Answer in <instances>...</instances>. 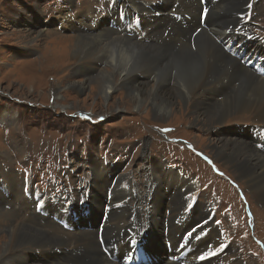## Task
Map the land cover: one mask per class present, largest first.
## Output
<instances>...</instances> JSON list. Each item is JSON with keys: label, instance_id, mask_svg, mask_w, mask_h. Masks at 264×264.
<instances>
[{"label": "rangeland", "instance_id": "rangeland-1", "mask_svg": "<svg viewBox=\"0 0 264 264\" xmlns=\"http://www.w3.org/2000/svg\"><path fill=\"white\" fill-rule=\"evenodd\" d=\"M146 1L153 6L151 15L153 18L150 25H142L141 32L144 33L141 34V32L127 33L125 28L117 29L105 22L107 13L111 11L115 14L119 7H126L134 12L131 0L128 2L125 0H114V2L109 0H0V194L2 196L8 191L5 189H9L16 196L14 203H5V199H9L11 195L0 198L2 201L0 206L5 211L16 215V209L19 207L20 210L17 212L31 216L48 234L62 238L51 228L56 226L62 229L59 225L48 217L40 216L35 209L31 213L24 207L29 202L28 199L21 204L16 203L18 194L14 192V188L20 187L19 193L24 190L25 194L31 192L33 195L44 197L47 194L48 197L57 194L55 197L62 196L76 200L77 191L91 183H94L93 188H99L94 196L104 194L108 189L110 192V188L120 185L124 197L122 200H117L134 208L140 207L143 216L138 219L119 214L110 223L116 225L120 223L118 226L123 228L119 231L130 224L142 230L148 221L149 214L155 211L146 204L151 198L145 196L146 179L140 175L143 172H149V169L144 167L142 159L150 156L156 166L162 165L165 169L162 178L159 177V179L153 175L147 184L150 190L154 189L152 199L156 203L159 204L165 198L160 210L155 211L157 214L154 213L159 215L161 211V215L167 219V221L160 219L161 222L169 223L171 221L168 219L172 215L192 207L188 202L182 209H174L173 212L169 209L173 207L170 203L173 197L171 194L180 190V187L190 188L188 196L192 203L197 204L196 207L201 206L202 209L211 210L212 221L222 238H217L216 249H210L212 254L204 253L200 256V259L206 258L203 264H264V205L256 203L250 193L245 190L243 182L233 172V168L227 164L223 165L220 161L216 162V158H213L210 151L211 143H216L217 140L229 135L231 127L249 126L248 134L251 135L253 131L251 129L264 125V121L252 118V114L235 113L226 117L221 123L211 122L210 125L213 127L208 128L199 123L192 124L191 109L187 103V105L176 103L168 116L159 118L147 112L145 106L144 108L132 106L124 90L116 88L105 97L97 87L98 83L96 86L95 83L89 82L85 88L79 87L81 82L70 84L73 81L71 76L83 80V77H79L78 74L71 73L75 69L73 65L76 64L67 63L65 59L66 56L69 57L70 45L74 44L68 37L80 35L74 30V28H80L76 22L80 20V13L84 14V23L91 24V21L86 20L85 17L97 21L95 23L103 22L106 29L101 33L102 35L103 33L104 35L111 33L112 37H114L113 33L118 34L119 37L127 35L145 47H167L174 50L176 47L182 48L184 43L193 47L195 32L192 29L199 28L189 26L186 29L181 27L183 30H175L177 26L174 22L176 21L165 18L164 14L170 10L171 4L177 2L188 8L189 11L185 12L193 14L196 18L198 17L196 14L199 8L198 0ZM259 2L263 3L264 0H245L242 7L249 9L245 17L247 20L250 19L247 22L251 32L264 39V3L261 9L258 8ZM239 3L240 0H219L217 4L212 5V10L220 18H227L233 15L232 9L235 14L238 13ZM182 10L180 6L175 13H180ZM62 14H67V17L60 19ZM89 14L92 19L87 16ZM67 18L70 19L68 23ZM71 20L75 23L72 24ZM182 23L181 21V26ZM155 25H159L157 29ZM37 30H43L48 35L37 37L35 36ZM83 30L93 31L86 28ZM201 30L212 40L219 38L218 30L209 29V25ZM211 31L212 33H209ZM150 32L154 34L153 42L147 43L144 34L150 36ZM189 33L192 35L190 36ZM223 38L224 35L219 38V42ZM244 45L257 49L256 42L245 40ZM53 47L54 51L51 50ZM52 52L58 54L52 57L50 56ZM232 59L237 60L234 57ZM93 60L89 59L82 64L89 71L109 70L107 62L102 57ZM233 63L235 64L232 60L227 62L232 67ZM221 64L225 66L224 62ZM247 69L255 74L252 69ZM221 71L218 70L211 76L221 80ZM134 73L138 76V80L142 81V86L146 83L153 84L147 78L145 69H136ZM169 83L171 88L176 87L172 79H169ZM232 87L233 90L236 88V82ZM55 88L57 93H53ZM221 130L226 133L215 137L214 132ZM210 132L214 133V136ZM244 140L255 148L252 138H244ZM93 159L98 163L93 162ZM98 172L101 174L99 175ZM178 175L184 177L185 183L181 184L183 180L176 177ZM174 177L182 181L175 183ZM104 180L107 182L105 183ZM30 202L35 204L36 201ZM115 209L117 208L112 210ZM191 211L188 209L187 213ZM2 220H0V238L4 234L2 229L6 224V221ZM27 223L33 226L32 222ZM171 223H173L172 227L167 225L170 227L166 234L169 240H173L174 233L178 230L174 222ZM192 226L195 228V223ZM163 227L165 225L160 227L161 231ZM94 230L95 228H91L87 231ZM115 235H118L117 231ZM100 239L103 240V238ZM156 239L161 240V237ZM207 241L208 239H205L204 245ZM22 247L26 248L28 244ZM29 247H34V244L32 243ZM54 247L61 249L64 245L57 244ZM94 249L96 251V248ZM29 251L25 252L28 254L29 264H43L38 260L33 262ZM53 255L57 253L53 251L48 258ZM94 256H101L110 263L121 264L100 254ZM162 258L164 262L177 264L170 262L167 257Z\"/></svg>", "mask_w": 264, "mask_h": 264}, {"label": "bare ground", "instance_id": "bare-ground-1", "mask_svg": "<svg viewBox=\"0 0 264 264\" xmlns=\"http://www.w3.org/2000/svg\"><path fill=\"white\" fill-rule=\"evenodd\" d=\"M128 1L130 0H125V2ZM243 1L245 0H240L239 5L237 6L238 13L235 14V11L232 9L233 15H229L227 18H220L217 14H215V12H213L211 6L207 24L209 25V29L218 30L219 38L224 35V38L229 36V40H233L236 35L234 30H239L244 33L251 32L247 22L250 19L248 17L249 20H247L245 17L249 9L242 7ZM109 2H114V0H109ZM263 3L259 2L258 8L262 9ZM131 5H133L132 10L136 12L137 16L140 17L142 25H150L153 18L151 16L153 6L146 0H131ZM180 6L183 8L182 11H189L188 8L178 3L177 8ZM171 11L172 10L170 9L166 12L167 15L166 13L164 14L165 18L168 17L171 19L169 16V12ZM174 12H176V10ZM87 16L92 19L90 14ZM65 17H67V14H62L60 19ZM79 17L80 20L76 22L80 25V28H74V30L78 31L80 35L68 37L74 44L73 46L70 45L69 57L66 55V57H64L67 63L76 64L73 65L75 69H73L71 73L78 74L79 77H83V80H78L71 76L73 81L70 82V84L81 82L79 87L85 88L89 82L95 84L98 83V86L97 84L96 86L99 88L101 93L105 95V97L109 94V92H112L116 88L124 90L125 96L130 98L131 105L133 104L132 106H145L147 112L159 118L168 116L172 112L173 106L176 103L179 105L182 103H187L191 109L190 121L192 124L195 125L199 123L201 126H208V128L209 126H212L210 125L211 122L214 124L215 122L221 123L226 117L235 113L246 115L252 114V118H258L259 120L264 121V78H261L262 76H258L253 72L251 73V71L247 69L241 62L232 59L233 57L225 52L223 44L219 42V38L216 39V37L212 40L201 29H192V31L195 32L193 38V47L187 46L188 44H185L184 42L182 48L179 49V47H176L174 50H170L167 47H145L144 45L139 44L133 38L130 39V37L127 35L125 37H119V35L116 33H113L114 37L110 35L111 33H106V35L103 33L102 35L101 33L105 32L106 29L103 26V22L95 23L97 21H92L85 17L86 20L91 21V24L84 23V14L80 13ZM106 18L107 17H105V19ZM68 21H70V19L68 20L67 18V23ZM72 22V24L75 23L74 21ZM174 23L175 26H177L175 30L182 29L181 21ZM158 26L159 25H155V29H157ZM83 28L93 31H85ZM107 30L111 31V29ZM129 31L126 30L127 33H132L131 30ZM227 31H230L231 33L226 34ZM143 33L144 32H141V34ZM209 33H212V31ZM44 35L46 37L48 33L43 30H37L35 33V36L37 37H44ZM191 35L192 33L190 36ZM257 36L261 38L259 35ZM153 37L154 34L152 32H150V36H145L144 34V38L147 43L153 42ZM249 41L256 42L257 49L264 51L262 48L264 46L260 42V39L256 38L255 40ZM180 42L182 41L180 40ZM51 50L54 51L55 48L53 47ZM57 54L58 53L56 52H52L51 55H49L54 57ZM97 57H102L107 62L106 64L109 70L102 69L97 72L94 70L89 71L82 64L84 61L86 62L89 59L95 60ZM229 60L235 62V64L233 63V67L227 64ZM223 62L225 63L224 67L221 64ZM239 65L247 70L243 69ZM140 68L145 69L147 78L149 81L151 80L150 82H153V84L148 85V83H146L143 84V86L141 85L142 81L140 82L138 80V76L134 73L136 69ZM229 68L232 69L230 70ZM218 70H222L220 74L221 80L211 76ZM227 76L228 78H226ZM115 79H117V81H114ZM169 79H172L176 87L174 86V88H171L169 86ZM235 82L236 88L233 90L232 86ZM57 92L58 91L55 88V92L53 91V93ZM54 96L56 97V94H54ZM55 103H57V100H55ZM118 109L120 108L118 107ZM233 127H231L233 129H229V133L231 135L229 134L225 136V138L217 140L216 143H211L210 151L214 156L213 158H216V162L220 161L223 165L227 164L229 167L231 166L233 168V172L245 185V190L250 193L251 198L256 203H262L264 205V149L262 148V144L264 143V125H260L255 129H251L253 131L259 132L256 138H253L252 134H248L250 131L249 126L245 127L235 125ZM214 133L216 137V135L225 134L226 132L221 130L219 132L215 131ZM214 133L211 134L214 136ZM244 138H252V143L254 144L255 148L249 142H246ZM92 161L96 162L97 160L93 159ZM142 162L144 167L149 169V172H143L140 174L146 179L145 186L147 192L145 196H147V198H151V200L146 204L150 205L155 211L158 209L160 210L161 206L164 204L165 198L161 200L159 204L156 203V201L152 199L154 189L150 190L147 184L150 182V179L153 175L157 178L164 175L165 169H163L162 165L156 166L152 162L150 156L143 158ZM93 165L95 166V164ZM98 170L100 171V169ZM100 174L101 173H99V175ZM182 175H178L176 177H179L183 181L174 177V182L178 183L182 181L181 184L185 183V180L183 179L184 177ZM104 182L106 183L107 181L104 180ZM93 184L94 183H91L86 185L83 189L78 190V198L76 200H72L70 198L67 199L62 196H57V198H59V201L61 202H88L92 206L93 212L97 213V215L102 214L105 209L108 210V208L111 207V210L106 211L107 217L104 224V227L105 225L106 227H103L100 234H97L96 229L94 231H87V229L78 228L74 229L73 231H64L60 228H57L56 226H52L51 228L57 234L62 236V238H59L54 236V234H48L46 231H44L43 228L37 225V222H35L31 216H25L23 213L21 214L17 212L20 210L19 207L16 209V215L9 211H5L4 208L2 209L0 206V220L3 219L2 221H6V224L2 229L4 234L0 238V264H29L27 261L28 254L25 253L27 250H30L29 254L32 256L34 260L33 262L38 260L43 264H114L103 259L101 256H94L96 254H100L103 257H106L102 250V243H107L111 237L116 238L117 236L115 235V231L118 233V231L123 228L118 226L120 223L116 225L110 223V221L115 220L119 214L138 218L142 217L143 213L140 207L134 208L128 206L126 203H123V201H119L124 197L122 194L123 192L120 190V185L110 188V201L106 202V193H101L94 196L96 190L99 188H93ZM19 188L20 187H18V189L14 188V192L18 194L16 203L21 204L25 202L26 199H28L27 201L29 202H27L24 207L32 213L35 204L31 203L30 201L34 200V198L42 199L45 197L42 195H33L31 192H27L28 195H26L24 190L19 193ZM91 188H93V190H90ZM189 189L190 188L180 187V190L174 191V194H171L173 196L172 200L169 199V201L171 200L170 203L173 205V207L169 206V209L171 211L179 208L182 209V207L188 202L190 203V206L192 205L191 208L187 207V210H192L189 213L192 215L193 223H195V229L199 232H208L205 238H209L204 249L198 251L197 256L195 255L193 260H189L188 264H203L206 258L202 260L200 259V256L204 253H211L210 249H216V243L218 242L217 238H222V236L212 221L211 210L202 209L201 206L196 207L197 204L192 203V200L189 199ZM5 191L7 192H4L2 196L0 194V198H5L11 195L9 199H5V203L15 201L16 196L13 194V192L9 189H5ZM20 195L25 196L20 197ZM179 202L182 203L179 205ZM0 203H2L1 200ZM114 208L117 209L112 210ZM187 210L172 215L168 220L174 222L176 218L188 215L189 213H187ZM154 213L151 212V214H149L148 221L142 229L148 231V234L152 239H156L159 236L161 237L162 231L160 227L165 223L161 222L160 219L167 221V219L161 215V211L159 215H155L157 213ZM26 217L28 221L25 219ZM206 220L208 223L204 224L203 229L197 227L198 224H202ZM29 221L32 222L33 226H30L27 223ZM171 222L166 223L172 227L173 223ZM100 238H103V240ZM32 243L34 244V247L30 248L29 246H31ZM26 244H28V247H22ZM57 244L60 246L61 244L64 245V248L56 249L54 246ZM123 245L127 248L125 243ZM229 246H231V244ZM94 248H96V251ZM53 251H55L57 255H53L52 257L48 258L49 255L53 253ZM194 261L199 262L195 263ZM155 264L171 263L164 262V259L162 258L160 262Z\"/></svg>", "mask_w": 264, "mask_h": 264}, {"label": "snow or ice", "instance_id": "snow-or-ice-1", "mask_svg": "<svg viewBox=\"0 0 264 264\" xmlns=\"http://www.w3.org/2000/svg\"><path fill=\"white\" fill-rule=\"evenodd\" d=\"M207 223H208V221L206 220V221H204V223L198 224L197 227L200 228V229H203L204 224H207ZM217 223H219V222H217ZM195 231H196V229H193L192 232H189L188 233V236L191 237L192 236V233L195 232ZM213 254H215V253H213ZM203 258L204 257H201V259H203Z\"/></svg>", "mask_w": 264, "mask_h": 264}]
</instances>
